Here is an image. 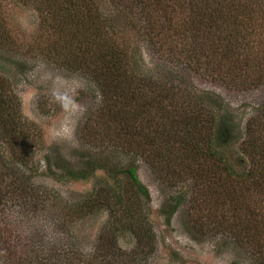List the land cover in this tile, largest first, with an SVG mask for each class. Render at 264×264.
<instances>
[{"label":"trees","instance_id":"obj_1","mask_svg":"<svg viewBox=\"0 0 264 264\" xmlns=\"http://www.w3.org/2000/svg\"><path fill=\"white\" fill-rule=\"evenodd\" d=\"M109 1L121 17H126L127 28L153 47L163 49L169 42H177L169 49L176 50V66L182 64V58L185 65L181 66L200 68L219 75L221 80L229 78L228 82L233 81L239 90L264 85V33L255 26L264 19V0ZM28 2L43 14L54 37L49 48L50 53L54 52L51 56L63 50L65 61H71L67 68L89 77L100 96L89 124L82 130L96 150L88 151L76 166L59 158L53 169L49 166L51 174L85 180L105 171L116 182L121 183L125 177L140 199L147 200L149 194L138 181L136 166L123 167L116 155L98 150L99 145L115 141L122 151L143 159L160 177L174 184L191 185L196 207L207 211L211 222L240 238V245L250 250L260 248L259 240L264 235V106L246 123L242 147L250 166L248 171L237 173L215 146L219 129L213 112L175 79L168 82L167 78L162 81L145 76L131 53L132 45L121 37L119 26L107 19L100 0ZM19 106L14 95L0 87V140L10 149H20L11 154L22 162L28 161V134ZM24 176L17 177L0 159V204L16 192L19 197L24 195ZM110 189L117 191L102 188L99 192H106L103 197L86 201L84 208L92 211L105 204L117 214L124 206L123 195L116 194V201L111 203L112 198L107 196ZM181 199L183 195L175 199L168 219ZM123 212L129 210L124 206ZM202 220L197 221L198 225ZM140 230L148 233L142 224ZM148 238L149 234L145 239ZM9 245V239H0V264H38L47 260L45 250L30 257L16 252L19 247H13L12 252L13 245ZM64 250L66 254L69 251ZM254 250V254L264 257L263 247ZM49 253L57 255L55 251ZM92 257L64 259V263L95 264ZM109 258L103 256L100 263L108 264Z\"/></svg>","mask_w":264,"mask_h":264},{"label":"rangeland","instance_id":"obj_2","mask_svg":"<svg viewBox=\"0 0 264 264\" xmlns=\"http://www.w3.org/2000/svg\"><path fill=\"white\" fill-rule=\"evenodd\" d=\"M100 6L107 19L119 26L121 37L132 45L131 53L142 73L162 81L175 79L176 84L197 95L218 121L216 148L235 172L248 171L242 142L246 123L264 106V85L239 90L229 78L221 80L200 68L181 66L185 65L182 58V64L176 66V50L169 49L177 42H169L163 49L153 47L127 28L126 17L119 15L111 1L100 0ZM43 20V14L28 0H0V87L18 101L28 134V161L16 160L11 152L19 153L20 149H10L0 140L1 161L17 177L25 175L26 181L22 197L16 192L0 204V239L10 240L12 252L13 247H19L16 252L30 257L45 250L47 260L38 264H65L69 258L92 256L95 264L103 256L110 257L108 264H264V257L253 253L264 248V235L260 248L250 250L240 245V238L211 222L207 211L198 210L191 185H175L160 177L143 159L122 151L115 141L99 145L98 150L116 155L123 167L136 166L138 181L149 194L147 200L140 199L125 177L116 182L105 171L85 180L51 174L49 166L53 169L59 158L76 166L88 151L96 150L82 130L89 124L100 96L89 77L67 68L71 61H65L63 50L51 56L54 37ZM255 26L264 33V19ZM111 187L117 191L107 190L110 202L122 193L129 213L123 212L124 206L117 214L105 204L92 211L84 208L86 201L103 197L106 192H99L102 188ZM182 195L179 207L168 219L175 199ZM200 218L203 220L198 225ZM141 224L150 238L145 239ZM64 249H69L67 254ZM49 251L57 255L51 256Z\"/></svg>","mask_w":264,"mask_h":264}]
</instances>
